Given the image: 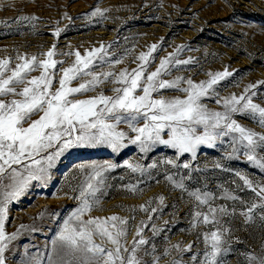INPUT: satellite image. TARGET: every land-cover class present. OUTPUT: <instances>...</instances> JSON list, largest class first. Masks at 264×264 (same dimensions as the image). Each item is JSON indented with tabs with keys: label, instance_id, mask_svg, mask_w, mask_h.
<instances>
[{
	"label": "rangeland",
	"instance_id": "1",
	"mask_svg": "<svg viewBox=\"0 0 264 264\" xmlns=\"http://www.w3.org/2000/svg\"><path fill=\"white\" fill-rule=\"evenodd\" d=\"M96 8L108 11L103 16H92ZM20 16L38 19L15 22V18ZM57 27L63 30L58 38L53 35ZM154 43L159 48L153 53L155 60L148 71H154L160 59L175 52L177 46L187 45L179 53V58L193 57L195 62L179 66L163 79L183 75L199 82L207 80L209 72L223 71L227 67L233 75L221 81L216 91L221 97L232 93L239 95L248 84L264 80V0H0V59L15 58L17 53L29 56L46 53L53 44L58 53L79 50L81 54L104 44L111 45L106 49L110 60L122 59V62L111 68L108 64L97 66L93 71L119 73L125 68H136L140 62L135 58L140 52L148 51V46ZM54 58L64 61L57 68L69 67L76 59L74 55H57ZM39 74V71L32 73L33 76ZM81 82V79L74 80L71 86H78ZM56 87H59L58 82L53 83V88ZM115 87L121 85L109 80L95 91L72 98L86 99L101 92L115 95L112 91ZM255 91L254 102L264 105V86ZM161 94L165 97L184 95L174 90H163ZM203 102L211 109L223 110L215 98ZM38 118L39 115L32 117ZM234 118L243 125L264 132V127L253 119L241 115ZM120 127L127 130L126 124L122 123ZM226 151L230 148L225 142L216 148L202 146L195 161H191L189 154L181 156L178 161L181 165L191 162L196 169L190 171L165 164V159L176 158V150L163 145L148 153H141L137 145H130L118 153L107 146L68 150L51 169V179L46 187L33 181L27 193L9 205L5 231L10 234L19 230L20 235L5 251L6 264H34L36 257L46 264L52 240L80 204L75 198L78 192L74 189L84 176L78 165L93 161H110L118 167L108 173L107 187L97 194L99 205L92 209L90 215L107 217L115 214L128 218L129 244L137 227L144 221L147 226L143 237L149 243L138 252L144 264H152L154 257H160L159 264H172L173 261L201 264L204 260L202 234L215 229L210 224L192 226L194 211L208 210L205 205L196 207V201L190 195L194 190L213 194V207L226 205L236 208L237 215L221 219V224L229 229L225 239L226 246L231 249L223 255L222 264H245L242 253L264 252V221L259 219L257 212L253 222L245 223L239 215L243 209L240 201L224 197L238 196L245 202L256 200L254 193L243 187L234 172L239 171L264 182V170L248 163L243 155L239 159L226 160ZM216 161L222 162L224 169L230 171L214 168ZM127 162H138L146 167V171L134 173L126 166ZM153 163L157 165L155 168L148 167ZM189 174L191 179H188ZM168 176L178 181L183 178L185 189L175 187ZM130 185H135L137 190L131 191ZM160 196L164 197L163 202L159 200ZM145 204L157 211L142 210L140 205ZM21 209L25 211H19ZM21 225L26 227L21 229ZM177 243L181 248L189 244L192 248L190 251L171 249V245ZM169 249L171 254H165Z\"/></svg>",
	"mask_w": 264,
	"mask_h": 264
},
{
	"label": "snow or ice",
	"instance_id": "2",
	"mask_svg": "<svg viewBox=\"0 0 264 264\" xmlns=\"http://www.w3.org/2000/svg\"><path fill=\"white\" fill-rule=\"evenodd\" d=\"M106 11L96 8L91 15L103 16ZM36 19L34 16H20L15 18V22ZM62 31L57 27L53 35L58 38ZM110 47L101 44L84 54L79 50L58 53L53 44L46 53L31 56L17 53L15 58L0 59V264H6L5 251L20 235L19 230L10 234L5 231L9 205L24 196L33 181L46 187L56 161L70 149L107 146L118 153L130 145H137L141 153H148L163 145L176 150V158L165 159V164L193 171L196 169L191 162L182 165L178 162L181 156L189 154L191 161H195L202 146L216 148L226 142L230 151L224 153V159H239L243 155L248 163L264 170V132H258L234 118L246 116L264 127V105L253 100L257 94L255 90L264 86V80L248 84L239 95L232 93L221 97L216 86L233 75L227 67L223 71L209 72V78L199 82L183 75L163 79L179 66L195 60L193 57L180 59L179 53L187 45H179L175 52L160 59L154 71H148L155 60L153 53L159 48L155 43L148 46V51L139 53L135 59L140 63L134 69L125 68L119 73L93 71L97 66L108 64L111 68L122 62V59L110 60L106 51ZM57 55H74L76 59L69 67L57 68L58 64L64 63L54 58ZM41 56L45 58L41 59ZM36 71L40 74L33 76ZM77 79L83 82L71 86ZM109 80L121 85L112 89L115 95L101 92L86 99L72 98L95 91ZM54 82H58L59 87L53 88ZM163 90L179 91L184 95L165 97L161 94ZM212 98L222 106V111L211 109L203 102ZM34 115H39V118L32 119ZM122 123L127 125V130L120 127ZM126 166L134 173L146 171V167L138 162H127ZM156 166L153 163L148 167ZM116 167L118 165L110 161L78 165L84 176L74 189L78 192L75 198L80 204L52 240L46 264H144L138 255L141 248L149 243L143 237L147 226L144 221L137 227L129 244L128 218L115 214L107 217L90 215L92 209L99 205L97 194L107 187L108 173ZM213 167L229 170L224 169L220 161L214 162ZM234 175L257 199L245 202L238 196L224 198L240 201L243 209L239 215L245 223L253 222L257 212L259 219L264 221V182L239 171ZM167 179L175 187L185 189L183 178L178 181L168 176ZM188 179H191L190 174ZM128 187L133 192L137 190L135 185ZM190 195L197 208L205 205L208 209L207 212L194 211L192 226L210 224L215 229L202 234L205 251L201 264H222L223 255L231 249L226 246L225 239L229 229L221 224V219L237 215V210L226 205L213 207L215 197L211 193L194 190ZM163 199V196L159 197L161 202ZM149 204L140 205V208L156 212L157 209L150 208ZM25 227L20 226L21 229ZM191 248V244L186 248H181L179 243L171 245V249L180 251H190ZM165 254L170 255V249L165 250ZM242 255L245 264H264V252L249 251ZM159 259L154 257L152 264H159ZM34 264H45V261L36 257ZM172 264L180 262L173 261Z\"/></svg>",
	"mask_w": 264,
	"mask_h": 264
},
{
	"label": "bare ground",
	"instance_id": "3",
	"mask_svg": "<svg viewBox=\"0 0 264 264\" xmlns=\"http://www.w3.org/2000/svg\"><path fill=\"white\" fill-rule=\"evenodd\" d=\"M48 203H49V202H48ZM41 205H42V204H41ZM19 211H25V210L21 209V210H19ZM19 211H18V212H19ZM31 211H33V210H31ZM34 211H35V210H34Z\"/></svg>",
	"mask_w": 264,
	"mask_h": 264
}]
</instances>
